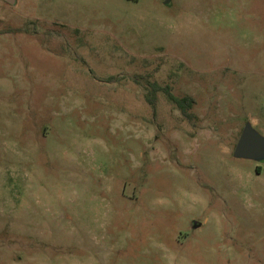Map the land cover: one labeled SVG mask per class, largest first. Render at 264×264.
Here are the masks:
<instances>
[{
  "label": "rangeland",
  "instance_id": "1",
  "mask_svg": "<svg viewBox=\"0 0 264 264\" xmlns=\"http://www.w3.org/2000/svg\"><path fill=\"white\" fill-rule=\"evenodd\" d=\"M247 122L264 0H0V264H264Z\"/></svg>",
  "mask_w": 264,
  "mask_h": 264
},
{
  "label": "water",
  "instance_id": "2",
  "mask_svg": "<svg viewBox=\"0 0 264 264\" xmlns=\"http://www.w3.org/2000/svg\"><path fill=\"white\" fill-rule=\"evenodd\" d=\"M16 3L17 0H6ZM234 156L253 160H264V135L257 131L251 122H247L239 137Z\"/></svg>",
  "mask_w": 264,
  "mask_h": 264
},
{
  "label": "trees",
  "instance_id": "3",
  "mask_svg": "<svg viewBox=\"0 0 264 264\" xmlns=\"http://www.w3.org/2000/svg\"><path fill=\"white\" fill-rule=\"evenodd\" d=\"M159 89H163L165 91L170 101L174 103L182 111L184 115L186 116L192 115V112L190 110L193 108L195 100L189 95L177 96L174 93H172L169 88L166 87L160 88L158 86H155L153 94L149 96V101L154 107L156 100L155 91H158Z\"/></svg>",
  "mask_w": 264,
  "mask_h": 264
}]
</instances>
